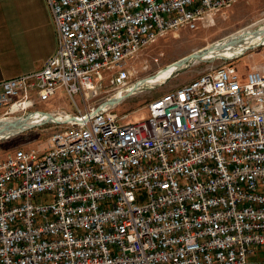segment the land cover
Masks as SVG:
<instances>
[{
    "label": "built area",
    "instance_id": "obj_1",
    "mask_svg": "<svg viewBox=\"0 0 264 264\" xmlns=\"http://www.w3.org/2000/svg\"><path fill=\"white\" fill-rule=\"evenodd\" d=\"M46 1L58 47L0 80V116L61 86L86 107L46 110L65 123L49 147L0 159V264H264V59L211 66L142 119L104 99L130 57L235 0Z\"/></svg>",
    "mask_w": 264,
    "mask_h": 264
},
{
    "label": "rangeland",
    "instance_id": "obj_2",
    "mask_svg": "<svg viewBox=\"0 0 264 264\" xmlns=\"http://www.w3.org/2000/svg\"><path fill=\"white\" fill-rule=\"evenodd\" d=\"M258 20L261 23L264 22V0H235L229 7L217 11L213 17L200 20L196 28H190L185 25L168 31L128 59L126 67L132 72L128 79V84L116 86L111 84L108 77H106L104 81V99L114 95L122 87H127V85L134 82L135 84L142 82L147 78L162 73L163 71H159L165 69L167 65L177 61L180 57L194 50L214 45ZM252 44L232 56H218L214 59L198 60L199 62L189 61L174 71L171 76L165 78L164 81L142 82V84L136 86L131 94L125 95L117 102L112 110L118 115H124V119L132 121L145 118L148 115V103L151 99L175 86L195 79L211 66L221 63H234L239 71L244 74L253 65L262 63L264 59V43L256 42ZM76 100V103H74L65 87L61 86L47 100H40L33 106V110H39L15 112L4 117H27L32 113L41 112L40 110L77 112L78 108L85 109V102L80 97L76 98ZM64 124L60 121H45L24 128L10 136L1 137L0 159L17 147L48 148L51 135Z\"/></svg>",
    "mask_w": 264,
    "mask_h": 264
},
{
    "label": "crops",
    "instance_id": "obj_3",
    "mask_svg": "<svg viewBox=\"0 0 264 264\" xmlns=\"http://www.w3.org/2000/svg\"><path fill=\"white\" fill-rule=\"evenodd\" d=\"M57 47L46 0H0V80L39 70Z\"/></svg>",
    "mask_w": 264,
    "mask_h": 264
},
{
    "label": "bare ground",
    "instance_id": "obj_4",
    "mask_svg": "<svg viewBox=\"0 0 264 264\" xmlns=\"http://www.w3.org/2000/svg\"><path fill=\"white\" fill-rule=\"evenodd\" d=\"M260 20L244 28H241L240 30L231 34L224 40L215 43L214 45H209L202 49H197L194 53L196 54V56L191 57V59H189L187 62L214 59L215 57L224 56V55L232 56L235 55L236 53L238 54L239 51L241 50L243 51V49L253 45L252 43H256V42L264 43V22L261 23L259 22ZM178 62L179 59L167 65L165 69L159 71V72L163 71L162 73L147 78L142 82L154 83V82H160L161 80L164 81L165 78H168L169 76L172 75L174 71L180 68V67L176 68ZM142 82H138L136 84H142ZM133 86L134 85L129 86L124 90L120 89L117 92V96L124 97L125 91L131 90ZM131 93L132 91L130 92V94ZM54 117L59 119L60 117L62 118L63 116H59V115L56 116L45 112H39V113L36 112L28 115L27 117H23V116L0 117V136L5 135L14 130H21L27 128L37 123L53 120Z\"/></svg>",
    "mask_w": 264,
    "mask_h": 264
},
{
    "label": "water",
    "instance_id": "obj_5",
    "mask_svg": "<svg viewBox=\"0 0 264 264\" xmlns=\"http://www.w3.org/2000/svg\"><path fill=\"white\" fill-rule=\"evenodd\" d=\"M195 51H196V50H194L193 52L188 53V54H186V55L180 57V58H179V62L177 63L176 68L183 66V65H184L189 59H191V57L196 56V54H194ZM176 68H175V69H176ZM136 86H138V84H134V86L132 87V89L129 90L125 95H128L131 91H133V90L136 88ZM115 100H116V99L111 98V99L108 100V102H109V103H114ZM41 112H45V113H48V114H52L50 111H46V110H41ZM53 121H59V119L56 118V117H54V118H53ZM21 130H22V129H21ZM19 131H20V130H14V131H12V132H9V133H7V134H5V135L0 136V138H1V137H7V136H10L11 134H14V133L19 132Z\"/></svg>",
    "mask_w": 264,
    "mask_h": 264
}]
</instances>
